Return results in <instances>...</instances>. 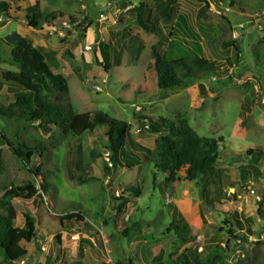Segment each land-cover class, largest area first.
Here are the masks:
<instances>
[{
	"label": "rangeland",
	"instance_id": "374dc122",
	"mask_svg": "<svg viewBox=\"0 0 264 264\" xmlns=\"http://www.w3.org/2000/svg\"><path fill=\"white\" fill-rule=\"evenodd\" d=\"M5 1L10 4V16H0V40L34 39L50 69L66 79L75 112L98 110L125 121L131 125L132 138L149 149H156L167 133L149 132L145 116L184 119L198 137L219 139L222 168L220 178L209 187L214 203L207 204L200 180H188L184 169L168 188L153 161L119 166L111 177L107 175L104 166L109 164L100 130L70 136L53 127L44 133L37 123L0 117V135L10 137L14 145L45 148L42 156L35 154L24 163L0 141V195L28 180L48 184L42 204L37 195L12 200L14 225L21 227L30 214L35 230L31 241L21 242L27 250L23 260L9 262L0 251V264H151L159 253H163V264H177L175 252L189 247L203 262L220 256L219 264H264V219L258 213L264 157L255 164L260 177L249 170V177L243 176L237 166L246 163L243 154L247 149L264 150L261 0H173L200 35L203 57L223 66L170 92L159 89L155 73L146 71L147 63L153 62L151 51L162 55L166 44L161 36L137 25L131 10L144 3L147 18L155 21L154 0ZM35 1L42 15L37 21L26 17L32 14L24 10ZM108 4L116 11L115 21L100 22V13L113 14L106 12ZM98 42L107 47V64ZM170 49L178 54L176 45ZM0 55L5 60L0 63L2 80L3 71L17 68L7 62L10 51L2 42ZM13 92L5 84L0 103L12 101ZM129 186H136L139 194L127 192ZM122 197L128 199L124 207ZM79 210L88 225L63 226L54 218ZM232 212L247 221V241L228 235L224 219ZM255 242L261 245L255 247Z\"/></svg>",
	"mask_w": 264,
	"mask_h": 264
},
{
	"label": "trees",
	"instance_id": "16d2710c",
	"mask_svg": "<svg viewBox=\"0 0 264 264\" xmlns=\"http://www.w3.org/2000/svg\"><path fill=\"white\" fill-rule=\"evenodd\" d=\"M203 3L205 8H209V3L206 1ZM154 5L157 17L155 21L147 18L148 10L144 3L134 5L131 10L137 25L147 33L161 36L166 44L162 55L156 50L151 51L150 56L153 62H148L146 65V71L151 70L155 73L159 89L170 92L174 88H184L194 79L223 66L203 57L200 35L188 17L177 10L173 0H154ZM261 6L264 9V0H261ZM24 10L27 14H32V16L27 15L26 17L33 20L37 21L42 17L39 1H35L32 6ZM202 11H204L203 8ZM1 15L10 16V4L5 0H0ZM48 17L43 18L47 20ZM69 20L72 21L71 18ZM0 42L10 51V58L7 62L17 68L16 71L5 70L2 72L0 93L5 84L8 89L14 92L12 101L7 104L0 103L1 118L37 123L38 128L44 133L50 132L53 127L60 128L64 134L70 136L93 134L95 130H100L103 134L106 153H108L111 162V166L107 164L104 166L107 175H113L119 166L132 167L138 162L153 161L156 170L164 174L162 184L168 188L178 179V172L184 169L188 180H200L202 199L207 204L214 203L209 187L214 185L221 176L222 163L218 159L219 139L198 137L188 122L181 118L167 119L163 116H145L144 118L148 120L146 128L149 132L160 136L165 133L167 135L162 138V142L156 149L144 147L132 138L129 123L112 118L98 110L75 112L68 98L69 86L66 79L61 73L53 72L50 69L44 54L29 39L19 38L17 42L12 43L1 40ZM174 45L179 49L177 55H174L170 49ZM234 48L237 50L236 45ZM98 49L103 62H106L104 54L107 55V47L99 42ZM4 61L0 55V63ZM228 63L230 64V61ZM3 96L5 99L7 98L4 94ZM52 97L54 99H51ZM0 141L10 146L13 153L24 163H29L35 154L42 156L45 150L41 144L14 145L10 137H6L4 134L0 135ZM243 155L246 163L237 165L243 172V176L249 177L247 171L249 170L253 171L256 177H260L259 172L255 171V164L264 157V150L247 149ZM127 156L132 159L128 160ZM47 186L46 181L39 185L34 180H28L9 187L0 195V251L9 262L21 261L26 257L27 250L21 242L31 241L35 230V218L30 214L24 217L21 227L14 225L16 210L12 200L15 198L30 200L37 195L42 204V197L45 196ZM126 191L132 192L134 195L139 194V189L136 186H129ZM260 194L258 213L264 219V188ZM121 196H124V192ZM120 200L124 207L128 199L122 197ZM123 207L118 209L121 210ZM54 218L58 219L60 225L63 226L66 223L75 222L88 225L80 210L60 213ZM224 220L229 236L243 241L248 240L245 232L250 234V231L246 224L247 221L242 218L240 213H227ZM235 233L239 235L235 236ZM229 244L230 241L227 240V248ZM260 245L259 242L254 243L255 247ZM175 255L177 264H219L220 262V256H215L206 262L200 261L190 247L176 251ZM162 261L163 253H159L151 259V264H163Z\"/></svg>",
	"mask_w": 264,
	"mask_h": 264
},
{
	"label": "built area",
	"instance_id": "2783aa9c",
	"mask_svg": "<svg viewBox=\"0 0 264 264\" xmlns=\"http://www.w3.org/2000/svg\"><path fill=\"white\" fill-rule=\"evenodd\" d=\"M106 12H113V14H112V16L111 15H109L108 13L107 14H103V13H100L99 14V21L100 22H104V21H115V19L113 18V17H115L116 16V11H115V9L114 8H111V4H108L107 5V11ZM88 50H91V46H89L88 47ZM98 89H100V85H97L96 86ZM106 155H107V161H108V164H109V166H111V162H110V160H109V158H108V153H106ZM252 192H253V190H251ZM259 198V197H258ZM259 200H260V198H259Z\"/></svg>",
	"mask_w": 264,
	"mask_h": 264
},
{
	"label": "crops",
	"instance_id": "0c3cea01",
	"mask_svg": "<svg viewBox=\"0 0 264 264\" xmlns=\"http://www.w3.org/2000/svg\"><path fill=\"white\" fill-rule=\"evenodd\" d=\"M34 3H35V2H34ZM28 7H29V6H28ZM29 40H30V41L32 42V44L35 46V42H36V41H35L34 39H32V38H30ZM98 43H99V42H98ZM35 47H36V46H35ZM94 48H95V50H96L97 47L95 46ZM43 54H44V53H43ZM100 55H101V53H100ZM44 56H45V55H44ZM107 63H108V61L104 62V64H107Z\"/></svg>",
	"mask_w": 264,
	"mask_h": 264
}]
</instances>
